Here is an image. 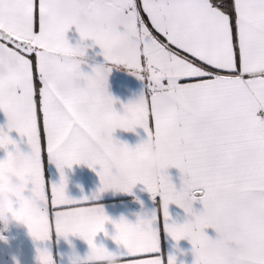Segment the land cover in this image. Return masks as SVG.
I'll return each mask as SVG.
<instances>
[{
	"label": "snow or ice",
	"instance_id": "6c2138e0",
	"mask_svg": "<svg viewBox=\"0 0 264 264\" xmlns=\"http://www.w3.org/2000/svg\"><path fill=\"white\" fill-rule=\"evenodd\" d=\"M73 27L97 42L106 62L141 78L147 73L149 94L116 111L110 69L81 70L66 37ZM261 109L264 0H0V110L7 132L27 138L42 189L41 218L28 221L30 233L79 236L95 251L103 248L95 237L110 222L112 239L125 249L123 264H163L155 212L135 224L111 221L93 202L99 195L77 201L65 194V167L98 165L99 193H131L141 183L161 197L164 230L190 241L194 264H264ZM136 128L162 157L140 178L124 174L103 144L106 130L113 138L116 129ZM15 142L0 128V148ZM45 156L60 170L51 187L43 179ZM170 167L182 174L179 190ZM169 204L189 219L168 223Z\"/></svg>",
	"mask_w": 264,
	"mask_h": 264
},
{
	"label": "crops",
	"instance_id": "0c3cea01",
	"mask_svg": "<svg viewBox=\"0 0 264 264\" xmlns=\"http://www.w3.org/2000/svg\"><path fill=\"white\" fill-rule=\"evenodd\" d=\"M70 44L75 45L79 40V34L75 28L69 30L66 34ZM85 44L93 45L91 40L84 41ZM81 59V70L91 74L92 68L98 65H104L110 69L107 81V91L116 100L114 104L116 111L122 114V106L129 101L138 99L142 94L147 95L150 92L147 73H142L141 77L134 74V71L128 69L124 65H116L111 62H106L102 55V50L98 45H93L85 58ZM258 115V113H257ZM7 117L3 110H0V128L8 131ZM12 140L16 141L19 148L24 153L30 152V147L27 144V138L21 137L15 130L8 132ZM113 138L116 141L130 146H135L142 140L147 138V134L142 128H136L135 131H124L116 129L113 133ZM12 146L9 145V149ZM6 151L0 148V160L6 158ZM64 175L67 178V186L65 194L73 200H81L85 197L91 199L94 195H99V199L93 201L96 205L103 207L105 215L111 221H118L121 217L125 218L129 223L135 224L141 218L144 211L155 212L158 217V239H159V254L163 259V264H168L170 257L175 258V264H194L196 259L193 245L187 239L175 241L163 227L164 217L162 200L159 195L152 197L145 186L137 183L131 193L115 191L113 189L99 193L100 178L98 176L99 166L95 170L89 168L86 164H74L71 169L65 167ZM43 179L46 185L51 187L60 182V170L56 167L54 161L45 156L43 162ZM167 174L172 178L173 184L177 190L182 186L181 173L179 169L170 167L167 169ZM41 196L42 189L40 186ZM29 193H25L28 195ZM194 209L200 211L203 205L199 200L193 204ZM169 220L168 223L175 221L177 224H183L189 219L185 211L176 204H169L168 207ZM41 218L39 216H28V221L35 223ZM2 227V225H0ZM105 231L97 234L94 243L97 246L103 245L108 251L125 252L123 245H118L112 237L115 235L113 223L106 222L104 225ZM107 233V235L105 234ZM205 233L212 239H215L217 233L212 228L205 229ZM5 239H0V264H13L12 257L16 256L19 264H36V249L37 247H46L52 256L54 264H70V256L73 249L79 253L81 257H86L90 251L88 243L79 236L69 235L67 239L58 236L55 232L50 234V238L43 244L34 242L29 231L28 223L26 225L10 226L7 232L3 233Z\"/></svg>",
	"mask_w": 264,
	"mask_h": 264
},
{
	"label": "clouds",
	"instance_id": "9594fccd",
	"mask_svg": "<svg viewBox=\"0 0 264 264\" xmlns=\"http://www.w3.org/2000/svg\"><path fill=\"white\" fill-rule=\"evenodd\" d=\"M91 40L93 45H98L91 37H80L75 44H70L72 54L85 58L88 50L93 45L85 44ZM5 135L9 136L5 131ZM103 144L108 154L120 161V170L129 176L143 177L153 170L158 169L161 162V153L144 140L135 146L127 143L116 144L113 142L109 131L103 134ZM12 146V150L9 149ZM7 153L4 163L0 166V239H5L3 233L10 226L26 225L28 216H39L41 209V191L37 173L32 163V154L20 150L17 142L6 144ZM25 193H29L25 195ZM153 212L144 211L141 216L150 219ZM34 242L43 244L47 239L39 234L31 233ZM13 264H19L16 256L12 257ZM36 264H54L50 251L46 247H37ZM70 264H123L120 252L108 251L104 247L95 251L90 249L86 257H81L74 249L70 256Z\"/></svg>",
	"mask_w": 264,
	"mask_h": 264
},
{
	"label": "built area",
	"instance_id": "2783aa9c",
	"mask_svg": "<svg viewBox=\"0 0 264 264\" xmlns=\"http://www.w3.org/2000/svg\"><path fill=\"white\" fill-rule=\"evenodd\" d=\"M258 116L264 118V109L258 111Z\"/></svg>",
	"mask_w": 264,
	"mask_h": 264
}]
</instances>
